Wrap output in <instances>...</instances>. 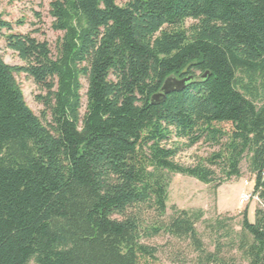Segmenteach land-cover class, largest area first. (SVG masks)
Segmentation results:
<instances>
[{
    "label": "trees",
    "instance_id": "16d2710c",
    "mask_svg": "<svg viewBox=\"0 0 264 264\" xmlns=\"http://www.w3.org/2000/svg\"><path fill=\"white\" fill-rule=\"evenodd\" d=\"M49 15L62 34L54 54L0 15L23 63L0 55V264H153L158 249L144 241L160 236L194 255L170 264H264V0H52ZM17 74L45 91L50 123ZM200 143L221 148L205 162L225 181L247 160L261 205L239 231L210 221L211 250L196 230L202 210L166 213L171 175L215 181L205 165L174 162Z\"/></svg>",
    "mask_w": 264,
    "mask_h": 264
},
{
    "label": "rangeland",
    "instance_id": "374dc122",
    "mask_svg": "<svg viewBox=\"0 0 264 264\" xmlns=\"http://www.w3.org/2000/svg\"><path fill=\"white\" fill-rule=\"evenodd\" d=\"M52 0H0V15L11 24L12 34L29 35L38 42H46L52 53L54 54V46L62 34L52 30V19L49 15V4ZM126 0H117V4L122 6ZM191 21L185 23V27H189ZM0 37V55L7 65L11 67L23 66V63L15 53L6 48L3 35ZM7 34V33H6ZM17 84L19 85L24 101L33 114L38 117L41 122L46 125L50 123L49 113L44 117V107L37 101L38 96H45V91L38 88L31 79L24 74L15 75ZM84 89L81 91L83 97V108L80 115L83 116L85 109V80H81ZM217 127L226 131L230 130V126L226 124L217 125ZM175 139L169 142L168 147L172 146ZM220 147L210 144H197L190 149H183L174 158V162L185 168H193L197 165H205L214 171V183L205 185L196 179L188 176L173 174L170 176V184L168 187V198L166 204L167 216L173 213V210H202L204 212V223H198L196 230L201 237L207 249H212V240L215 236L207 228L208 223L217 216H222L228 225H231L235 231H239V224L243 212H247L249 222H253L254 210L261 207L257 198L252 197L245 205L239 204L240 196L243 192L251 190L253 176L247 170V160H242L240 164V177L232 178L225 181L221 173L222 165L216 162L215 166H211L205 160L209 159L213 154L220 151ZM245 182L248 186H245ZM220 183L219 187L214 191L213 186ZM251 184V185H250ZM146 245L156 247L158 249L156 261L153 264H170L173 259L179 258L182 261H190L194 258L188 247V242L178 241L167 236H160L154 239L144 241ZM33 264V263H30Z\"/></svg>",
    "mask_w": 264,
    "mask_h": 264
},
{
    "label": "water",
    "instance_id": "95a60500",
    "mask_svg": "<svg viewBox=\"0 0 264 264\" xmlns=\"http://www.w3.org/2000/svg\"><path fill=\"white\" fill-rule=\"evenodd\" d=\"M205 77V76H203ZM189 79H184V80H167L163 84L161 88V92L154 96L152 100L158 101V100H163L164 97L169 94L170 92L174 90H180L184 87V85L188 82Z\"/></svg>",
    "mask_w": 264,
    "mask_h": 264
},
{
    "label": "built area",
    "instance_id": "2783aa9c",
    "mask_svg": "<svg viewBox=\"0 0 264 264\" xmlns=\"http://www.w3.org/2000/svg\"><path fill=\"white\" fill-rule=\"evenodd\" d=\"M251 185V184H250ZM245 186H248V183L245 182ZM252 187V186H251ZM253 196L252 194V188L250 191H247V192H243L240 196V199H239V204L241 206L245 205Z\"/></svg>",
    "mask_w": 264,
    "mask_h": 264
}]
</instances>
